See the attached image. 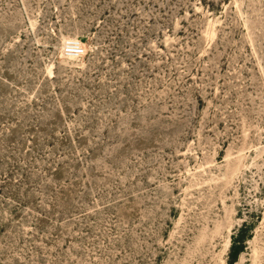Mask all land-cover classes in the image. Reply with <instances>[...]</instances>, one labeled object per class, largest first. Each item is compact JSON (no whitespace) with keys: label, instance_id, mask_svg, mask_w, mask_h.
<instances>
[{"label":"rangeland","instance_id":"374dc122","mask_svg":"<svg viewBox=\"0 0 264 264\" xmlns=\"http://www.w3.org/2000/svg\"><path fill=\"white\" fill-rule=\"evenodd\" d=\"M0 264H264V0H0Z\"/></svg>","mask_w":264,"mask_h":264},{"label":"built area","instance_id":"2783aa9c","mask_svg":"<svg viewBox=\"0 0 264 264\" xmlns=\"http://www.w3.org/2000/svg\"><path fill=\"white\" fill-rule=\"evenodd\" d=\"M67 54L72 56H79L85 52L84 47L77 41L71 40L66 44Z\"/></svg>","mask_w":264,"mask_h":264},{"label":"bare ground","instance_id":"6f19581e","mask_svg":"<svg viewBox=\"0 0 264 264\" xmlns=\"http://www.w3.org/2000/svg\"><path fill=\"white\" fill-rule=\"evenodd\" d=\"M69 40H75V41H77L76 39H69ZM77 42H79L83 46V43L80 40H78Z\"/></svg>","mask_w":264,"mask_h":264}]
</instances>
